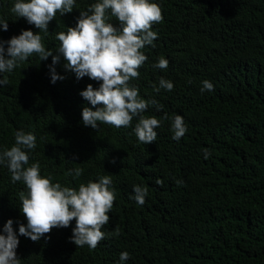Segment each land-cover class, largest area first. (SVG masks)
Returning a JSON list of instances; mask_svg holds the SVG:
<instances>
[{"label":"trees","instance_id":"1","mask_svg":"<svg viewBox=\"0 0 264 264\" xmlns=\"http://www.w3.org/2000/svg\"><path fill=\"white\" fill-rule=\"evenodd\" d=\"M15 2L0 0V19L8 22L0 30L3 41L24 30L40 32L11 11ZM97 2L76 0L71 13H57L49 32L39 33L45 48L58 55L56 35L75 27L81 11ZM152 2L163 22L153 25L155 46L142 50L148 59L130 81L141 98L162 106L144 113L162 121L151 144L139 142L136 118L130 127H86L82 110L92 105L80 93L100 82L78 80L62 56L54 67L66 78L55 83L52 57L33 55L0 74L8 78L0 86V151L14 146L18 130L31 132L37 147L29 150L28 166L38 162L42 176L77 189L110 176L116 194L102 228L106 237L95 250L71 242L75 220L34 242L19 235L27 220L18 193L26 186L12 183L6 163L0 165V234L13 220L21 264H264V0ZM109 22L121 28L115 17ZM161 57L167 69L153 67ZM161 77L174 84L172 91H154ZM205 80L214 90L201 91ZM177 114L188 129L179 141L172 138ZM76 168L83 169L79 178ZM136 185L148 189L143 205L133 198ZM122 252L130 254L124 262Z\"/></svg>","mask_w":264,"mask_h":264},{"label":"clouds","instance_id":"2","mask_svg":"<svg viewBox=\"0 0 264 264\" xmlns=\"http://www.w3.org/2000/svg\"><path fill=\"white\" fill-rule=\"evenodd\" d=\"M75 4L76 0H16L11 11L40 32L47 33L49 23L57 13H71ZM110 17L120 22V29L109 22ZM162 22V9L152 0H99L87 11H81L75 27H68L66 32L61 31L56 35L60 42L56 50L58 55L45 48L40 32L24 30L8 41L0 39V74L11 73L33 55H37L40 61L52 57L51 81L55 83L66 78L58 75L54 67L62 56L66 62L64 68L75 73L78 80L87 76L100 82L98 89L89 84L80 93L92 105L82 110L83 124L94 130H98L100 124L116 128L130 127L136 118L135 134L139 142L148 145L156 141L158 134L155 129L161 126L162 121L155 116L146 117L144 113L150 105L156 107L157 111L162 110V106L155 100L141 98L139 90L130 86V81L139 78V69L148 59L142 50L147 45L155 46L153 41L157 39V33L153 31V25ZM0 30H8L7 21L0 19ZM5 44L8 45L7 49ZM168 65L169 61L161 57L153 67L167 69ZM202 83V92L214 90L210 81ZM7 84L6 76L0 78V86ZM153 88L157 93L161 89L172 91L174 84L161 77L159 86L153 85ZM163 119H168L167 114ZM172 131V138L176 141L188 131L184 118L179 114L173 118ZM36 147L37 137L33 133L18 130L14 146L0 151V165L6 163L12 183L23 182L27 189L26 193H18L22 202L20 209L27 220L26 226H19V235L37 242L54 228H68L75 220L71 242L78 248L87 245L90 250H95L106 237L102 228L110 221L109 213L116 199L111 177L103 176L99 182L82 183L78 189L53 183L50 177L41 175L38 162L28 166L29 150ZM209 155L206 149L205 158ZM82 173L83 169H74L76 178ZM72 174L73 170H70L69 175ZM156 183L163 185L159 179ZM176 183L180 185L183 182L178 180ZM133 191V198L143 205L148 189L136 185ZM2 231L0 264H21L17 256L20 241L13 229V220L9 219ZM113 234L118 235V229ZM129 258L128 252L120 254L121 262Z\"/></svg>","mask_w":264,"mask_h":264}]
</instances>
